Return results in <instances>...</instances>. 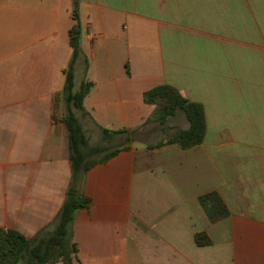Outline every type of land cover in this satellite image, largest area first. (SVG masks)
Listing matches in <instances>:
<instances>
[{
	"label": "crops",
	"instance_id": "crops-1",
	"mask_svg": "<svg viewBox=\"0 0 264 264\" xmlns=\"http://www.w3.org/2000/svg\"><path fill=\"white\" fill-rule=\"evenodd\" d=\"M75 10V88L94 83L77 115L92 146L103 129L152 123L144 93L161 84L202 104L206 122L220 121L223 105L243 120L255 101L264 108V84L255 92L251 62L240 72L238 60L242 39L241 55L264 53V31L254 43L264 0H0V226L28 238L54 222L72 178L62 118ZM131 134L129 149L84 176L91 204L72 223V264H264V171L239 160L247 147L154 148ZM212 191L230 210L216 222L199 202ZM199 232L209 245L196 243Z\"/></svg>",
	"mask_w": 264,
	"mask_h": 264
},
{
	"label": "trees",
	"instance_id": "trees-1",
	"mask_svg": "<svg viewBox=\"0 0 264 264\" xmlns=\"http://www.w3.org/2000/svg\"><path fill=\"white\" fill-rule=\"evenodd\" d=\"M74 19L76 23L69 33L73 54L65 73L64 84L66 114L62 118L67 127L69 138L72 170L70 186L54 222L42 228L32 238H28L16 229L0 226V264H18L20 262L23 264H55L58 261L72 264L78 252V245L73 239L72 223L76 211L88 208L91 204V199L85 196L81 190L84 176L95 164L107 161L120 151L129 149V145L112 150H108L107 147L90 146L89 138L77 112L84 111V98L94 83L85 80L79 89L75 88L74 67L79 56L82 32L77 10H75ZM144 100L155 106V110L149 118L150 121L156 120L163 124L169 117L182 111L190 123L187 130L176 131L167 142H161L151 147L158 148L166 143H171L186 149L198 145L204 140L206 117L202 104L189 100L177 88L168 84H161L147 90L144 93ZM128 131V129H103L104 135L110 137ZM199 202L212 222L221 220L229 214L224 200L217 191L202 195ZM195 241L200 246L211 243L206 232L197 233Z\"/></svg>",
	"mask_w": 264,
	"mask_h": 264
},
{
	"label": "rangeland",
	"instance_id": "rangeland-1",
	"mask_svg": "<svg viewBox=\"0 0 264 264\" xmlns=\"http://www.w3.org/2000/svg\"><path fill=\"white\" fill-rule=\"evenodd\" d=\"M262 31H264V26H256L255 42H254L255 45L263 44V42H262ZM241 41H243V43L245 45L243 43H241ZM243 47L244 48L246 47V42H245V40L242 39L239 41V48H240V55L238 58L239 69H240V72L244 71L245 68L243 66V63L246 64V59H249V62H251L250 65H252L250 68L253 69L252 74H253V79H254L253 82H254V86H255L254 89H255V92H258L257 88L260 87L259 84H262V85L264 84V75H263L264 53L255 49L254 55L249 54V57H245L244 55H241L243 53V52H241L242 49H244ZM235 52H237V51H235ZM254 89H253V91H254ZM262 92L264 95V88H263ZM248 99H251L250 96L248 97ZM227 107H225V105L222 106L221 116L223 118L220 121L209 120L208 122H206V132L208 133V135H206L207 139H205V137H204L205 141L203 140L201 143L205 144V145L220 144V143L225 144L226 143V144H229L230 146H234V147L245 146L248 148L245 152H239L238 154H236L239 157V160H241L245 163L246 162L247 163L255 162V165H257L258 167L261 166L263 168V171H264V152L262 151V152H252V154L250 153L252 150L251 148H255V149L260 148V147L264 148V137L260 136V134H257V133H259L258 130H256V131L252 130V128L255 129L256 126L258 127L259 125H260V127L257 129L264 130V122H263L264 121L263 120L264 108L261 111L259 108V104L256 103V101H255V103L253 105H251V107H250L253 110V112L249 116H246L244 114V117L248 118V119L243 120V117L241 115H238V113L231 112L232 110L233 111L237 110L238 109L237 106H229L231 108V110H230V108H227ZM239 109H241V108H239ZM226 112H228L229 115H226ZM225 116H227L228 118H225ZM205 117H206V114H205ZM151 121H152V123L145 125L143 129L140 128L139 131H135V133L132 135L135 138V140L143 141V142H146V143L151 144V145H157L161 142H164V143L167 142L170 139V137L176 131L187 130L190 127V123L187 121V118L185 117L183 112H180L179 115H175V117H171L170 119H167L166 122H164L163 124L160 123L159 121H156V120H151ZM188 125H189V127H188ZM261 130H259V131H261ZM129 131L122 133V134H115L114 136H111V137L104 135L102 143L98 144L97 147L103 146V147H107L108 150H112V149L119 148V147H122L125 145H129L131 142L130 134L133 133V132H129ZM215 132H219V133L216 136H214ZM89 136H90L91 140H93V141L95 140L94 135L89 134ZM89 141H90V139H89ZM166 144H171V143H166ZM175 145H177V144H175ZM90 146H92V145L90 144ZM249 170L252 171L251 169H249ZM256 170H257V168L255 167V171ZM263 177H264V175H263ZM219 195H220V193H219ZM258 195H259V197H261V196L264 197V192L258 193ZM238 201H241V200L239 199ZM247 201L249 202V199ZM262 203L264 204V201H262ZM225 204H226V202H225ZM226 206H227V204H226ZM227 208H228V206H227ZM228 210H229V208H228ZM229 214H230V210H229ZM18 264H23V262H20Z\"/></svg>",
	"mask_w": 264,
	"mask_h": 264
}]
</instances>
